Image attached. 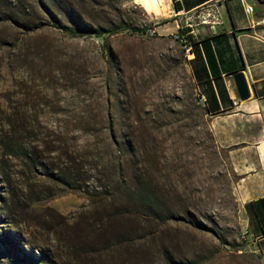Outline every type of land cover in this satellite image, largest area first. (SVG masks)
Wrapping results in <instances>:
<instances>
[{
  "label": "rangeland",
  "instance_id": "1",
  "mask_svg": "<svg viewBox=\"0 0 264 264\" xmlns=\"http://www.w3.org/2000/svg\"><path fill=\"white\" fill-rule=\"evenodd\" d=\"M18 1L36 27L0 22V264H168L162 242L201 264H264L242 214L264 181L244 140L258 127L216 123L200 102L185 46L154 31L170 1ZM71 11L118 31L54 25L51 13L73 25ZM113 130L135 137L139 174L170 208L157 235L102 200L125 162ZM73 167L81 189L64 181ZM132 223L136 242L112 238Z\"/></svg>",
  "mask_w": 264,
  "mask_h": 264
},
{
  "label": "crops",
  "instance_id": "2",
  "mask_svg": "<svg viewBox=\"0 0 264 264\" xmlns=\"http://www.w3.org/2000/svg\"><path fill=\"white\" fill-rule=\"evenodd\" d=\"M169 1L167 20L155 31H180L185 37L189 70L199 99L205 98L200 102L216 123L238 119L258 127L244 138L258 159L257 168L248 172L264 173V0ZM249 4L254 5L252 11ZM239 70L245 71L252 92L245 100L238 96L232 77ZM251 187L256 189L253 194L247 192ZM251 187L243 192L242 214L264 260V181Z\"/></svg>",
  "mask_w": 264,
  "mask_h": 264
},
{
  "label": "trees",
  "instance_id": "3",
  "mask_svg": "<svg viewBox=\"0 0 264 264\" xmlns=\"http://www.w3.org/2000/svg\"><path fill=\"white\" fill-rule=\"evenodd\" d=\"M6 5L9 7L8 11L2 10L0 6V22L12 21L14 24L29 29L36 27L31 26L30 23L36 20L31 18L32 12L29 11L25 5H21L18 0H6ZM71 13L74 22L73 25L64 24L54 13H51L54 25L64 28L68 32L74 34L94 33L98 36H101L105 34L106 31H118L117 28L108 29L104 27H95L88 24L87 22L84 23L83 21H80L74 11H71ZM131 25L132 24H126L120 26V28L130 27ZM132 26L133 28L144 29L134 25ZM111 136L118 149L124 153L123 155L125 156V162L124 164L122 162L115 164V166L119 165V182L116 186L113 183L114 181H112V183L110 181L108 184H101L102 188L106 187L103 193L100 194L102 196V200L111 202L112 199H121L119 208H122L124 215L129 214L133 220L144 223L142 228L146 234L157 235L162 223L167 222L168 219H170V208H167L164 201L159 198L151 182L145 180L139 174L137 163V140L135 137L128 135L125 139L121 140L116 137L117 135L114 130L111 132ZM83 180L84 175L74 167L72 169L70 168L68 172H66V177L64 178L65 183L71 185L73 189H81L84 186L81 184ZM109 202L102 203V207L108 208ZM133 226H135V223L126 226V230H123L122 228H112L114 233L112 238L119 240V237L126 234V239L130 240L131 242H136L137 239L132 236V234L135 233ZM161 250L166 257L168 264H201L199 259L196 257L189 260L185 259L184 257L175 258L168 245H166L164 242L161 243Z\"/></svg>",
  "mask_w": 264,
  "mask_h": 264
},
{
  "label": "water",
  "instance_id": "4",
  "mask_svg": "<svg viewBox=\"0 0 264 264\" xmlns=\"http://www.w3.org/2000/svg\"><path fill=\"white\" fill-rule=\"evenodd\" d=\"M232 77L238 96L243 100L248 99L252 95V92L245 71H236Z\"/></svg>",
  "mask_w": 264,
  "mask_h": 264
},
{
  "label": "built area",
  "instance_id": "5",
  "mask_svg": "<svg viewBox=\"0 0 264 264\" xmlns=\"http://www.w3.org/2000/svg\"><path fill=\"white\" fill-rule=\"evenodd\" d=\"M247 8H248L249 11H252L253 8H254V5L253 4H249L247 6ZM154 31H155V29H154ZM173 35L175 36V38L179 39L183 43V45L186 47L185 37L183 36V34L180 31L174 32ZM200 99H202V101H204L205 98H203V96L201 95Z\"/></svg>",
  "mask_w": 264,
  "mask_h": 264
}]
</instances>
